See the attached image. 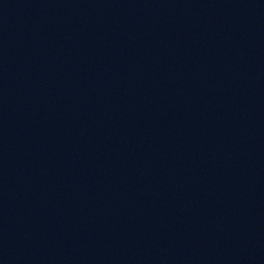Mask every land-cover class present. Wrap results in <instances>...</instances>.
Listing matches in <instances>:
<instances>
[{"label": "water", "instance_id": "obj_1", "mask_svg": "<svg viewBox=\"0 0 264 264\" xmlns=\"http://www.w3.org/2000/svg\"><path fill=\"white\" fill-rule=\"evenodd\" d=\"M0 264H264V0H0Z\"/></svg>", "mask_w": 264, "mask_h": 264}]
</instances>
